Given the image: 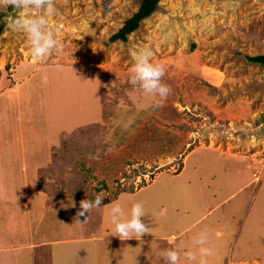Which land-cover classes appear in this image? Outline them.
Listing matches in <instances>:
<instances>
[{
  "label": "rangeland",
  "instance_id": "1",
  "mask_svg": "<svg viewBox=\"0 0 264 264\" xmlns=\"http://www.w3.org/2000/svg\"><path fill=\"white\" fill-rule=\"evenodd\" d=\"M139 4L55 0L58 13L48 17V28L61 47L43 62L31 58L23 33L6 27L18 10L0 7V219L28 217L26 205L36 197L39 206L43 195L52 228L78 220L74 230L61 225V233L102 239L104 228L115 235L112 204L129 211L143 202L148 234L130 243L116 236L113 245L93 239L96 250L85 254L75 237L37 248L33 264H129V252L132 264H143L145 256V264H157L160 239L170 235L181 264H198L199 257L187 261L184 253L198 251L193 239L200 232H207L205 246L214 252L208 264H264V68L245 59L264 55V0H160L125 43H107ZM142 47L165 67L162 82L171 92L163 102L129 82L130 50ZM89 124L97 142L53 170L60 133ZM98 193L105 205L77 217L80 201ZM2 228L0 236L21 234ZM148 237L159 239L143 241ZM8 254L7 264H32L28 251ZM0 256L2 264L7 254Z\"/></svg>",
  "mask_w": 264,
  "mask_h": 264
},
{
  "label": "clouds",
  "instance_id": "2",
  "mask_svg": "<svg viewBox=\"0 0 264 264\" xmlns=\"http://www.w3.org/2000/svg\"><path fill=\"white\" fill-rule=\"evenodd\" d=\"M0 7L18 10L16 15H10L6 20V27L15 32L23 33L28 45L31 58L34 61L43 62L55 51H59L61 45L56 39V34L48 28V17L58 13L55 0H0ZM35 13V14H34ZM150 48L142 47L130 50L133 64L131 67L130 84L142 94L159 97L163 102L171 92L170 87L162 82L165 75V67L162 64H153ZM43 83H48L45 74ZM104 194H96L93 200L80 201V210L77 217L89 214L94 208L103 204ZM75 207V204L71 205ZM147 215L143 202L132 204L126 211L120 203H114L110 207V221L114 226L115 236L121 240L141 237L149 233V226L142 220ZM88 216V215H87ZM87 219V217H86ZM77 222H79L77 220ZM208 242L207 232H200L194 239V245L199 246L198 251H187L184 258L187 261H197L198 264H208V257L214 255L211 248L206 247ZM165 264H181V254L173 249H165L160 253Z\"/></svg>",
  "mask_w": 264,
  "mask_h": 264
},
{
  "label": "crops",
  "instance_id": "3",
  "mask_svg": "<svg viewBox=\"0 0 264 264\" xmlns=\"http://www.w3.org/2000/svg\"><path fill=\"white\" fill-rule=\"evenodd\" d=\"M33 77H35V76H33ZM39 79L40 78H38V80ZM9 90H12V92L15 93V91L13 89H9ZM23 145L24 146L22 147L21 154H23L25 152V150H26L25 144H23ZM28 145H29V143H28ZM200 147H202V146H200ZM203 148L209 149V148H206V147H203ZM185 160H186V158H185ZM185 160H184V162H185ZM37 163H39V162H37ZM255 165L256 164H254V160H253V164H252V169L253 170L254 169L256 170V166ZM183 167H184V164H183ZM183 167H182V170H183ZM179 173L180 172L176 173L175 175H177ZM257 179L258 178L256 177L255 180H257ZM7 180H8V178H7ZM38 194H41V192L37 191V195ZM235 194L236 193H233V194L224 196L223 203L228 202L233 196H235ZM254 196H253V201H254V198H255ZM35 198L36 197H33V199H32L33 201L31 200L30 203L28 205H26V207H25L27 209V212H28V217H26V218L23 219V217L22 216H19V215H18L17 218L15 217V215L14 216H11V217L8 216L7 219L6 218L3 219L6 223L5 222L3 223L2 220L0 219V223H1L0 224V227L2 226L4 228V229L2 228L3 230H5V228L12 227V229L14 228V230L21 231L20 232L21 234L19 236H17V237L15 236L14 239H13V236L10 237L9 235L0 236V253H6L7 254V256L5 258L2 257V262H1L2 264L3 263L4 264H7L8 262H10V260H9L10 259V256H9L8 253H10V252H17L20 256H22V252L23 251L30 252V256H29V260L30 261L29 262H31L33 264L34 261H36V258H35L36 257V252L35 251H36L37 248H40L41 251H45L46 249H48L50 247H53L55 244H60L61 245L62 243H65V242L75 241V239H74L75 237L80 238V241L79 242L82 243V246H81V248H78V250L80 252H83L82 254L90 253L89 251H91L92 249L93 250H96L98 244H92L93 239H95L97 242H99V240H100V241H103L104 243L111 244V245L115 244V242H118L117 240H119V239L116 238L115 235H108V229L107 228L106 229L105 228L103 229L106 232V235H102L103 236L102 239H99V237H87V240H85V239H82V237L84 235L81 236L80 233L78 234V236H74L73 233H71V232L70 233L67 232L66 234L65 233H61V230H62L61 225H67L68 224V229H70V227H72L73 230H74L75 226L77 228V222L74 221V220L73 221H70V220L68 221V219L63 220V221L61 220L60 221V223H61L60 225H58V223L56 222L55 227L52 228V225H53V221L54 220L52 219V223H51L49 221L51 219L48 218L49 216L47 217V214H49V208H50V206L48 207L49 203H47L48 204L47 207L46 206L44 207V202L46 200L43 198V195H42L40 197L39 206H38L37 203L34 201ZM12 204H14L13 206L15 208L17 207L15 200H14V202H12ZM102 205L104 206L105 204H102ZM237 207L239 208L238 205H237ZM161 208H162V213H164L165 212V209L163 207H161ZM182 209H183V207H182ZM187 211H189V214H190V212H193L194 210L187 208ZM3 212L4 211H1V209H0V216L3 215ZM209 212H207V213H209ZM4 214H5V212H4ZM11 218H13V219L11 220ZM190 218H191V221H192V216H190ZM237 218L238 219L240 218V220H243L245 218V216H240L239 215ZM232 220H234V218H231V220L229 221V223H232ZM57 221L59 222V220H57ZM47 226H50L49 227L50 230L47 228ZM190 227L191 226H185V230H189ZM78 228H80V226H78ZM42 229L48 230L47 233L45 234L44 233L45 230H42ZM54 233H57L58 234L57 236L61 235V237L60 238H57V237H54L53 238ZM92 233L93 234H96V233H101V232H98L97 230H95V231H92ZM216 235H217V237L222 238L223 233L220 232V231H216ZM50 236H52V237L49 238ZM148 239H159V237L143 238V241L147 242ZM171 239H173V243L172 244L169 243V241H172ZM160 240H161V243L158 244V247L156 248V250L157 249H160V251L157 250V253H161L163 250L168 249V248L170 249L171 246H173L175 244L174 241H176L177 238H176V235H174V236L173 235H170L169 240L167 242H164V240H162V239H160ZM132 241H134V240H132V239L120 240V242H122V243H127V242L130 243ZM122 245H124V244H122ZM174 250H176V251H178L180 253V248H177V249L175 248ZM186 250H187V248L184 249V250H182V251L185 252ZM52 251L53 252H56L55 250H52ZM129 254H130L129 255V257H130L129 264H132V253L129 252ZM143 254L146 255L145 252H143ZM47 256H49L50 258L51 257L53 258L55 255L54 254L51 255V250H49ZM154 257H155V255H154ZM42 259L46 260L47 257H43ZM144 259L146 260L147 259V256H145V258H143V262H144L143 264L146 263ZM89 261H90V258H89ZM157 261H158L157 264H165V261L161 257V255L158 256ZM11 262H13V261H11ZM262 262H264V259L262 260ZM253 263H257L258 264L257 261H253ZM236 264H248V263L238 262Z\"/></svg>",
  "mask_w": 264,
  "mask_h": 264
},
{
  "label": "trees",
  "instance_id": "4",
  "mask_svg": "<svg viewBox=\"0 0 264 264\" xmlns=\"http://www.w3.org/2000/svg\"><path fill=\"white\" fill-rule=\"evenodd\" d=\"M160 0H140L139 7L130 18L124 21L122 27L108 38L107 43L127 41L128 35L139 28L140 22L149 18L159 7ZM247 62L264 68V55L245 56ZM103 101V100H102ZM94 125L80 126L73 131L61 132L59 135V144L62 148L61 152L54 151L53 157L56 163L52 166L53 170H57L63 165H68L70 160L77 155L83 153V145H86L90 140L97 142V138L90 134L94 131ZM92 135V136H91ZM99 139V137H98ZM54 150H56L54 148ZM41 178V177H40ZM41 184V181H40Z\"/></svg>",
  "mask_w": 264,
  "mask_h": 264
}]
</instances>
